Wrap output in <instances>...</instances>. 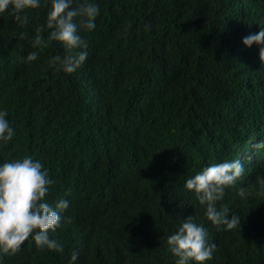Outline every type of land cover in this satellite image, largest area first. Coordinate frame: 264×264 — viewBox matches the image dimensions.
I'll return each mask as SVG.
<instances>
[{
  "label": "trees",
  "instance_id": "obj_1",
  "mask_svg": "<svg viewBox=\"0 0 264 264\" xmlns=\"http://www.w3.org/2000/svg\"><path fill=\"white\" fill-rule=\"evenodd\" d=\"M96 2V28L79 31L88 56L71 74L49 64L66 55L59 42L32 45L49 0L26 25L0 15V109L14 129L0 162L39 160L54 181L45 199L69 202L51 234L62 253L30 237L0 264H174L167 237L189 215L216 244L205 264H264V150L253 147L264 139V62L242 43L264 29V0ZM233 159L244 173L216 206L241 228L226 230L185 182Z\"/></svg>",
  "mask_w": 264,
  "mask_h": 264
},
{
  "label": "clouds",
  "instance_id": "obj_2",
  "mask_svg": "<svg viewBox=\"0 0 264 264\" xmlns=\"http://www.w3.org/2000/svg\"><path fill=\"white\" fill-rule=\"evenodd\" d=\"M46 25L38 27L32 40L35 48H47L52 41L59 42L66 55L53 56L49 64L54 70L74 73L86 61L87 43L79 34L96 28V19L100 8L96 0H49ZM41 6V0H0V15L9 13L20 25L28 23V10ZM48 30L45 38L41 33ZM242 43L246 47L259 46V59L264 62V29L245 36ZM79 49V51H77ZM37 58L32 51L23 57L29 63ZM8 113L0 109V143L10 141L14 129L6 118ZM256 150H264V139L253 144ZM244 164L240 159L224 160L203 168L188 178L185 187L194 191L201 205H206L205 215L216 226H225L226 230L239 226L238 215L229 217L217 209L225 188L234 185L244 173ZM54 181L49 177L48 169L31 156L22 159L0 162V253L15 254L21 250L30 237L39 249H48L57 253L64 246L51 234L60 226L63 213L69 207L66 199H58L50 204L46 195ZM238 194L243 197L245 189ZM167 245L174 264H205L212 259L216 244L210 242L207 229L196 223L192 215L183 219L182 225L167 237ZM78 253L73 252L71 260H77Z\"/></svg>",
  "mask_w": 264,
  "mask_h": 264
}]
</instances>
